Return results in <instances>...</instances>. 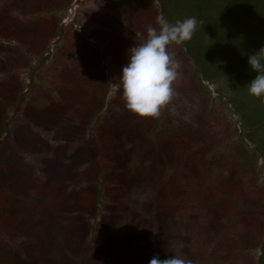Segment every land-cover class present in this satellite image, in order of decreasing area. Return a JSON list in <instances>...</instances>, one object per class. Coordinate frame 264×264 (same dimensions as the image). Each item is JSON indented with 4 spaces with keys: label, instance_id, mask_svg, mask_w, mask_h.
Segmentation results:
<instances>
[{
    "label": "rangeland",
    "instance_id": "obj_1",
    "mask_svg": "<svg viewBox=\"0 0 264 264\" xmlns=\"http://www.w3.org/2000/svg\"><path fill=\"white\" fill-rule=\"evenodd\" d=\"M17 1L0 0V11L7 12V4ZM64 1L58 0L63 3L60 8L31 15L17 13L23 21H31L29 26L39 35L51 19L54 29L41 52L36 49L31 53L25 48L27 65L10 72L22 102L19 110L15 105L6 108L0 136V150L16 152L18 158L31 162L29 181L25 180L16 194L30 223L40 220L37 229L45 230L38 243L43 246L45 263L88 264L89 259L101 257L106 264H113L111 248L115 243L130 239L129 250L146 241L151 243L153 230L148 229L142 209H149L148 200L162 191L174 204L169 221L179 234L173 251L180 252V257L192 264H264V98L248 93L250 78L233 75L248 63L252 40L246 42L238 26L226 27L229 19L213 11L218 17L212 14L210 21L198 22L191 40L168 46L181 65L173 83L174 95L161 108L159 117H142L124 107L121 94H113L110 82L119 81L128 50L143 42L147 27H159L157 16L145 13L162 12L174 23L187 18V11L168 0ZM214 1V9L223 8L219 0ZM9 37H0V42L22 45ZM85 45L95 55L86 53ZM206 63L217 73L209 71ZM7 73H0V80L10 78ZM98 96H102L101 108L92 113L96 105L92 100ZM30 102L43 109L52 103L62 104L65 114L58 123L61 130L47 127L48 118L44 121V117L32 126L33 133L39 135L36 151L10 135L18 119L25 118L24 107ZM86 115L82 134L80 127ZM253 130L256 133L252 134ZM70 153L79 154V159L69 157ZM52 155L66 166L65 172L58 173L60 185L55 184V192L46 190L44 184L51 172L42 161ZM159 160L165 164L161 189L151 175V165ZM1 161L2 157L0 164L6 165ZM231 173L236 180L233 204L221 201L229 195L226 186ZM110 179L120 185L127 183L119 198L121 207L116 205L117 217L101 225L110 202L104 192ZM91 182L96 183V194L88 198L81 191ZM180 185L187 194L176 191ZM43 193L47 202L51 201V212L34 205ZM151 214L148 212L147 217ZM251 216L257 218V224L245 223L244 219ZM48 221L56 222L52 231ZM196 226H200L199 231ZM32 229L36 228H27V234L0 231V259L11 256L9 261L15 264H42L24 245L26 239L38 241L36 234L28 232ZM243 230L249 232V241L241 247L240 241L236 243V239L235 245L233 239ZM79 234L81 243L77 242ZM105 236H110L111 245L107 250L96 248L97 241ZM151 249L148 243L149 253ZM185 249L199 256L192 261ZM131 256H125L128 264H148L137 255Z\"/></svg>",
    "mask_w": 264,
    "mask_h": 264
},
{
    "label": "trees",
    "instance_id": "obj_2",
    "mask_svg": "<svg viewBox=\"0 0 264 264\" xmlns=\"http://www.w3.org/2000/svg\"><path fill=\"white\" fill-rule=\"evenodd\" d=\"M67 1L69 0H65L64 4ZM213 1L214 0H206L205 3H202L200 0H168V2L172 4L174 7L183 8L184 10H186L187 16L195 17L198 22H202V20L203 22L210 21L208 17L212 18V14H214L213 11H216L217 13H219V15L221 16L223 15L230 20L229 23H227L229 20H226L227 22H225L224 24L226 27L230 26V24L238 26L246 42H250L252 40L253 49L250 50L251 54L260 50L261 48H264V0H219L225 6L224 7L222 5L223 7L222 9L219 7L217 9H214L212 5ZM62 4L63 3L59 4L58 0H18L17 2H9L7 4V6L5 7V9L7 8V12H3V10L0 11V37L8 38L10 36L11 38H14L16 41L22 43V45L11 46L10 44L5 45L0 42V73L8 72L7 74L10 77V78H6V80H0V136L2 135V132L4 130L3 120L5 118L6 108L15 105L16 109L19 110L21 108L20 104L22 102L21 96L19 97L18 94V85L15 82V80H13L14 74H10V72L12 71V69H16L27 65L28 63L27 56L25 52H23L25 48L31 53L41 52L43 48L46 46L48 39L54 29L53 26L54 20L51 19L48 21L47 24H45L43 33L39 35L36 33L35 30L31 28V26H29L31 25L32 22L23 21L24 18H20L17 15V13L20 12L21 14L31 15L36 12L51 10L52 8L55 7L60 8L63 6ZM10 8L12 9L14 8V10H16V13L12 14L13 10H11ZM142 12L144 13V11ZM154 13L155 11H150L148 13H145V16L146 15L152 17L157 16V14ZM216 17L218 16L215 15V18ZM12 20H15L14 24L11 23ZM242 22H244L245 24H243ZM22 27H24L25 30L23 29L21 31L20 28ZM213 27L214 29H216L215 24H213ZM77 41H79L80 43L82 42V40L78 38ZM83 48L86 50V53H88L89 55L94 54L93 52L87 50L88 49L87 45L83 46ZM36 49L38 51H35ZM95 59L96 61L98 60L97 56ZM195 59L198 60L197 55H195ZM206 65H207L206 68L209 71L216 72V69L213 67L212 64L206 63ZM236 74H240L245 78H250L252 80L254 79L257 73L253 71L250 65L247 63L238 72L233 73V75ZM92 101L96 103V105L94 107L95 109L93 108L94 110H91V112L94 113L99 111L102 105V96L94 97ZM24 114H25L24 115L25 118L23 120L18 119L19 123L13 127V129L10 132V135L13 136V139H15L17 143L21 145L26 144L27 148L30 151L33 150L36 151L35 149L37 144L36 138L39 135L33 133L32 126L38 124L40 117H44V121L46 118H48V121L46 122L47 127L49 128L52 127L53 129L58 128L61 130L62 127L58 123H60V121L63 119L65 115L63 112L62 104L59 105L58 103H54V104L52 103L49 108L43 109L40 106L39 107L36 106L32 102L28 103L24 107ZM88 117L89 116L86 115L82 119V123L80 127V132L82 129V134L84 133L83 129L85 128ZM108 132L110 133V131ZM108 132H106V134H108ZM113 132L116 133L115 131ZM30 133L35 138H33V136ZM253 133H256L255 130L252 131V134ZM117 134L118 133H116L115 136ZM249 137H252L251 134ZM201 150L203 153H205L206 148L203 147V149ZM78 155L79 154L77 153H70L69 157L73 159L74 158L79 159ZM1 157H2L1 162L2 163L4 162L6 165L2 166L0 164V231L12 232L14 234H27V228H29L30 226L35 227L36 229L34 231L32 229V231H28V232L32 235L36 234L35 236L38 241L34 242L32 240L29 241V239H26L24 245H26V251L34 255V259L36 262L47 264V262L45 263V259H44L46 256L42 254L43 246L42 245L38 246L39 241H41L42 237L44 236L43 233L45 230L37 229V222H39L40 220H36L30 223L31 218L30 216L27 215V212L22 213L21 211L22 206H20L19 198L17 197L16 194L19 193L21 187L24 186L23 184L25 183V180L29 181L30 173H32L31 162L26 159L24 160L22 157L18 158L16 152H9L7 149L0 150V158ZM161 160L164 161V159ZM161 160H159L160 162L157 161L158 163L154 162L151 165L152 174L149 173L152 175L154 184L157 185L158 189L162 188L161 187L162 184L161 174L163 170L162 166L165 165L164 162H162ZM42 161L46 164L47 169H50L51 172L50 177L44 184L46 190L55 192L54 188L57 189L55 184L58 183V185H60L58 179V173L63 172L66 166H64L63 163L60 162L58 163L54 155L46 156L43 158ZM229 176L230 177H228L229 180L227 181V186H226L229 195L227 196V198L223 200L221 199V201L225 203L233 204L235 201L234 196H235L236 180L234 178V173H231ZM125 183L127 182H123V184L120 185L118 183H115L114 179L109 180V184L106 186L104 192L107 196H109L110 202L106 207V209H108V212L104 215L101 225H103V223L106 222L108 223L109 222L108 219L111 218L112 216L117 217V213H115L116 205L119 203V206L121 207L119 198L121 197L122 187L124 186ZM6 187H10L11 191L5 192L4 190ZM182 187L185 186L180 185L179 188H176V191H178L181 194H187L186 190H183ZM81 192L84 193L86 197L93 198L94 195L96 194V183L91 182L90 187L83 189ZM163 193L164 192L159 191L154 199H152L151 201L150 199L148 200L147 205L150 204V206H148L149 209L147 208L142 209L144 212L143 219L145 221H148L150 225L148 229H150V231L153 230L151 231V233L154 234V237L151 243L145 240L147 244L144 243L142 246L137 247L134 250L128 249V244H129L128 242L130 239H127L126 241L124 239L123 242L125 243L120 241L115 243L113 245L114 248H111L114 251L113 256L115 257L113 259V264H128L130 261L128 260L125 261L126 255H132V256L137 255L145 262H148L152 258V255H156L160 259L169 258L172 255H177V256L180 255V252L177 253L176 251H173L175 250L176 247L174 240L178 239L179 234H176L174 232L173 228L175 226L172 228V225L169 221L171 214L174 213V211L172 210L173 208L172 206H174V204H172L171 201L169 200L170 195L167 194V192H165L164 194ZM224 193L225 192H223V194ZM45 195L46 194L43 193L39 199L35 200L34 205L35 207L42 208V210L48 213L51 201L47 202L49 200ZM232 195L233 198H231ZM148 212H152L151 214L152 217L151 215L150 218L147 217ZM24 216L25 218H22ZM49 216L52 215L49 214ZM52 221H54V219ZM244 221L247 224L250 223L253 225L258 223L257 222L258 220L255 216L247 217L244 219ZM55 224L56 222L54 223L49 222L48 225L51 228V231ZM55 227H59V225L57 224ZM196 228L198 229L196 231L200 230V226H196ZM241 232L242 233L240 234H236L237 237H235L233 240L235 245H237L236 243L240 241L239 246L242 247L248 244L249 232L247 230H243ZM109 237L110 236H105L104 238L99 239L96 243L97 244L96 248L99 249L106 248L107 250L108 247L107 245L110 243ZM138 237L141 238L139 235H137V238ZM236 239L237 242L235 243ZM80 241H81V236L79 234L77 242L81 243ZM148 243L152 247L150 253L148 252ZM110 245L111 244H109V246ZM71 247L73 248L72 241H71ZM233 247L235 248L237 246H233ZM205 248L206 247L200 248V252L204 251ZM178 249L184 250V248L180 246ZM128 250L131 252H129ZM185 251L187 254L188 253L191 254V252H189L188 249H185ZM10 253L18 254L15 251L14 252L11 251ZM190 254H188V258L190 257L192 261L195 255L199 256V253L195 255L193 254L190 255ZM9 258H7V260L0 259V264H15L13 263V261H9L12 259V257L10 256ZM88 264H106V263L102 261L101 257H93L88 260Z\"/></svg>",
    "mask_w": 264,
    "mask_h": 264
},
{
    "label": "clouds",
    "instance_id": "obj_3",
    "mask_svg": "<svg viewBox=\"0 0 264 264\" xmlns=\"http://www.w3.org/2000/svg\"><path fill=\"white\" fill-rule=\"evenodd\" d=\"M156 24L149 25L143 42L128 50V62L121 69L118 82H110L113 94L120 93L124 107L142 117L157 118L161 108L173 95V83L180 75V62L168 46L181 45L191 40L198 21L195 17L169 22L163 13L157 15ZM248 64L257 74L248 83V93L264 98V48L248 56ZM148 264H192L180 256L160 259L153 255Z\"/></svg>",
    "mask_w": 264,
    "mask_h": 264
}]
</instances>
